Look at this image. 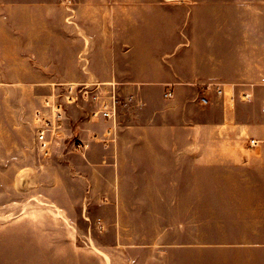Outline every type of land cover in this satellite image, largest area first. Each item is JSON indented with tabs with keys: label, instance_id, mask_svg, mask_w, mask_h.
<instances>
[{
	"label": "crops",
	"instance_id": "1",
	"mask_svg": "<svg viewBox=\"0 0 264 264\" xmlns=\"http://www.w3.org/2000/svg\"><path fill=\"white\" fill-rule=\"evenodd\" d=\"M103 6L105 14L97 9ZM108 7L0 0V71L25 64L39 74L24 83L0 80V87L47 90L36 96L35 130L37 114L54 120L60 86L95 83L128 94L109 121L93 116L96 105H65L59 137L45 151L35 147L39 167L51 173L49 208L67 216L72 206L84 231L98 233L84 246L71 234L53 239L54 261L264 264V7L164 2V15L149 14L148 28L131 7L128 17H114L128 20L117 36L109 32ZM14 51L27 59L15 60ZM61 51H73L70 77L59 75ZM76 228L65 222L61 230Z\"/></svg>",
	"mask_w": 264,
	"mask_h": 264
},
{
	"label": "rangeland",
	"instance_id": "2",
	"mask_svg": "<svg viewBox=\"0 0 264 264\" xmlns=\"http://www.w3.org/2000/svg\"><path fill=\"white\" fill-rule=\"evenodd\" d=\"M91 1L96 2L98 6L105 5V1H107L109 32L114 31V36H117L126 32L128 20L124 18L117 22L118 19L115 20L114 17H128V14L134 13V10L129 8L135 7V14L145 24L144 27L148 28L152 26L149 23V14L158 17L164 15L160 9L161 3L181 0ZM116 1L126 9L123 14L116 12ZM252 5L264 7V0H252ZM145 7H151V12L149 13V8ZM97 9L102 11V14L107 11L104 6L102 9L100 7ZM130 10L131 12H129ZM111 19H114L115 22L112 23ZM97 29L98 26L94 24L88 30L89 33H92L94 40L99 37ZM119 41L122 42V40ZM0 54H6V52L0 51ZM134 54L140 57L142 51H134ZM85 57V54L80 57L82 63L85 62ZM13 58L18 61L25 60L27 53L26 51H14ZM128 58V54H126L125 60ZM113 59L117 60L115 56ZM61 61L59 75L62 77L72 76L74 74L71 66L73 51H61ZM14 67L26 68L27 66L19 64ZM129 68V65L125 64V70L120 74L127 75ZM23 69L0 71V80L3 83H16V81L24 83L25 80L38 79V73ZM95 74H101L100 70H97ZM67 87L70 86L58 87L59 100L61 95L66 93ZM116 91L119 100H122L120 107L124 106L123 108H125V97L128 94L119 89ZM37 95L47 96L48 92L46 89H35L30 86L0 87V264H60L54 261L52 256L50 247L53 239L69 237L71 234L72 240H76L77 244L82 246H84L83 241L86 238L90 244L93 239H97L98 233L84 231V223L79 220L76 209L68 206L70 210L68 215L59 216L52 211V208H49V201L44 198V196L50 197L52 195V190L48 184L49 179L45 178V175H51V173H45L44 169L39 167V156L35 148L37 146L35 143L36 130L32 123V112L37 107ZM56 103L63 102L57 101ZM81 104L92 106L83 102L78 103V105ZM64 106L65 104H62L61 108ZM91 111H94V108L89 112ZM65 222L75 224L77 226L76 231L61 230L62 224ZM110 237H105L104 241L109 243Z\"/></svg>",
	"mask_w": 264,
	"mask_h": 264
},
{
	"label": "built area",
	"instance_id": "3",
	"mask_svg": "<svg viewBox=\"0 0 264 264\" xmlns=\"http://www.w3.org/2000/svg\"><path fill=\"white\" fill-rule=\"evenodd\" d=\"M208 89V86H205ZM216 93L220 94L221 90L215 88ZM165 98H170L171 93L164 94ZM61 102L53 103V121L47 118L36 115V143L40 150L45 151L50 143L59 137L58 121H59V110L62 104L65 105H78L79 102L93 104L97 106L93 116L109 121L115 116L116 109L122 104V100H119L117 93L114 89H108L106 86L97 85L95 83H81L73 87H67L66 93L61 95ZM202 104L207 103V100L203 97L200 98ZM124 104V103H123ZM126 104V103H125ZM251 144L254 141L250 142ZM75 149H81L80 145H75Z\"/></svg>",
	"mask_w": 264,
	"mask_h": 264
}]
</instances>
